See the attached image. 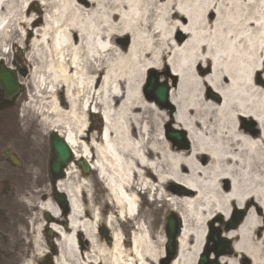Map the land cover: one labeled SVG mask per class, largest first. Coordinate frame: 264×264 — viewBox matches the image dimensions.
Wrapping results in <instances>:
<instances>
[{
	"label": "bare ground",
	"instance_id": "obj_1",
	"mask_svg": "<svg viewBox=\"0 0 264 264\" xmlns=\"http://www.w3.org/2000/svg\"><path fill=\"white\" fill-rule=\"evenodd\" d=\"M14 46L26 49L28 65L22 111L37 120L23 124L27 112L7 120L0 141L17 139L37 160L49 130L74 158L51 184L65 194L68 214L52 191L34 197L42 217L28 221L31 249L20 264L47 257L45 230L56 234L46 242L57 250L53 264H123L129 224L154 264L162 254L154 252L152 228L163 210L182 222L169 264H196L206 223L242 207L239 225L224 232L232 255L218 264H264V0H0L2 64ZM165 69L167 110L144 83L146 72ZM97 108L104 126L88 135ZM170 109L188 148L160 131ZM76 160L105 177L107 197L95 195ZM141 190L160 207L149 204L140 215Z\"/></svg>",
	"mask_w": 264,
	"mask_h": 264
},
{
	"label": "rangeland",
	"instance_id": "obj_2",
	"mask_svg": "<svg viewBox=\"0 0 264 264\" xmlns=\"http://www.w3.org/2000/svg\"><path fill=\"white\" fill-rule=\"evenodd\" d=\"M38 6L33 4L31 6V10H37ZM119 43L121 46L125 47L128 44V41L125 38L120 39ZM26 54V49H22V53L16 46L11 48L10 55L8 57V64L6 66L11 67L14 72L18 76V80L23 81L24 75L27 72L28 65L25 63L24 55ZM170 73L168 71H156L151 70L145 73L144 83L145 87L148 86V79L152 78L160 84H168ZM166 82V83H165ZM155 84L154 81L152 83ZM166 84V85H167ZM169 88L171 86L168 85ZM170 90V89H169ZM27 101V95L25 92V87L21 85L20 95L14 100L12 103L7 104L2 111H0V124L6 123L7 120L13 121L14 118L18 117L21 119L23 114L29 113L27 118L23 120V124L32 123L31 118L36 121V116H34L28 110L22 111L23 104ZM170 105V104H169ZM167 110L169 107L160 106ZM12 112V113H11ZM174 113V109H170L168 111V116L163 124H161L160 131L163 132V135L167 133H176L181 139L183 135L181 134L182 130L177 128L173 122L168 117ZM25 121V122H24ZM35 123V122H34ZM104 123L100 115H90L88 116V125H87V133L88 135L94 133L98 134ZM156 129V127H153ZM51 132L49 130L45 131V135L43 140L45 142V149L43 158L35 160L33 156H31L28 147H26L23 143L19 142L17 139L11 138L7 141H0V189L2 191H6L7 195L2 197V201L0 202L1 210L3 215L1 216L2 221V230H1V246H0V264H20L21 260L25 257L26 252L31 249L29 244H25L30 237L32 236L31 226H29L28 221L30 219L37 220L42 217L41 212H38L35 208L36 196L42 194H49L52 191L51 181L49 179L48 174V159L50 156V147H49V134ZM166 137V136H165ZM184 139L187 141L186 136L184 135ZM84 140L89 141L88 138H84ZM169 140V139H168ZM170 141V140H169ZM173 143V142H171ZM188 143V141H187ZM177 146L185 148L186 145L184 141L173 143ZM185 146V147H184ZM10 149L12 153L17 157L19 164L14 165L10 160L6 159V155H4V150ZM79 161V160H77ZM78 174H83V176H89L94 184V191L97 197L104 198L108 193L102 188L101 183L98 181L96 172L94 170H90L89 173H84L80 167L76 164ZM25 177L28 179L26 183H20L19 180ZM30 180L33 181V184H30ZM223 188L228 187V183L223 181ZM143 200H140L139 205V214L145 215L147 209H149V204H154L153 206L160 207V202L152 203L148 201L145 194L141 195ZM26 207V208H25ZM174 213L175 216L178 217V214L174 211H166L163 210L159 214L160 222L157 226H154L152 238V244L154 252H159L162 254V257L165 255V244H166V235H165V215L167 213ZM240 210H236L231 208L228 218L222 221L220 216L215 217V219L209 221L205 225V233L203 235V241L201 244V250L199 255L207 246L209 247V258L215 260V255L213 252L214 242L210 240L211 236H217V238L221 241H227L229 248L231 247V241L224 236V232L227 231V227L233 223V220L238 217ZM241 213V220L244 216V211ZM239 224V223H238ZM152 227V226H151ZM236 228V227H235ZM233 228V229H235ZM231 230V229H229ZM219 231V234H217ZM107 236V242L110 243L112 241L111 235H103ZM142 235H139L136 231V228L133 224H129L127 227H123V237L122 240H125V244H123V264H152L150 260L147 259V254L143 250L141 246L138 245L137 240L141 238ZM52 238H56L55 235H47V232H43V242H45V249L48 250L46 253L56 252L57 250L50 249L46 245V242ZM44 245V244H43ZM231 252H232V248ZM53 250V251H52ZM163 252V253H162ZM232 255V253H230ZM228 256V255H226ZM162 257L154 264H163ZM221 257L217 258L220 260ZM196 260V263H197ZM41 261H44L45 264H53L52 259L49 261L45 256H39L36 258L34 264H39Z\"/></svg>",
	"mask_w": 264,
	"mask_h": 264
},
{
	"label": "water",
	"instance_id": "obj_3",
	"mask_svg": "<svg viewBox=\"0 0 264 264\" xmlns=\"http://www.w3.org/2000/svg\"><path fill=\"white\" fill-rule=\"evenodd\" d=\"M0 86L7 95L15 93L18 90V82L14 72L4 66L0 67ZM167 92L168 87L157 86L152 92L153 98H155L160 104H165L167 100ZM168 136L174 137L177 142L181 141V138L177 135L169 134ZM50 146L51 157L49 160V169L52 179L55 180L58 177H63L62 169L71 161L72 153L66 140L59 137L55 132L50 134ZM80 165L83 171H88L87 164L85 162L80 163ZM61 200L62 198H60V201ZM240 219L241 215H238V217L233 220V223L226 229L235 228ZM180 226V221L173 214H167L165 219V233L167 237L165 251L167 256L163 259V264H168L169 261L177 255V237L179 235ZM218 234L219 231H217L216 235ZM210 239L214 242L213 251L216 258L220 255L231 253V249L229 248L227 241L224 240L221 243L217 236L214 235L211 236ZM209 250L210 249L207 247L200 255L198 264H218L215 260L209 259Z\"/></svg>",
	"mask_w": 264,
	"mask_h": 264
},
{
	"label": "flooded vegetation",
	"instance_id": "obj_4",
	"mask_svg": "<svg viewBox=\"0 0 264 264\" xmlns=\"http://www.w3.org/2000/svg\"><path fill=\"white\" fill-rule=\"evenodd\" d=\"M14 100V98H6L2 92V90L0 89V111L3 110V108L7 105V104H10L12 103ZM6 159L9 160V157L6 156ZM7 195V192L5 191H2L0 189V202L2 201V197H5ZM3 215V212L1 210V205H0V232L3 228V224H2V221H1V216ZM47 218L48 221H51V219L48 217V216H45ZM0 246H1V233H0ZM1 254V252H0Z\"/></svg>",
	"mask_w": 264,
	"mask_h": 264
}]
</instances>
